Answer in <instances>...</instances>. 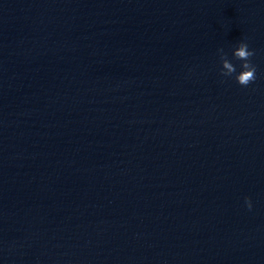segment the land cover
I'll return each mask as SVG.
<instances>
[{"label": "water", "instance_id": "obj_1", "mask_svg": "<svg viewBox=\"0 0 264 264\" xmlns=\"http://www.w3.org/2000/svg\"><path fill=\"white\" fill-rule=\"evenodd\" d=\"M0 264H264V0H0Z\"/></svg>", "mask_w": 264, "mask_h": 264}, {"label": "clouds", "instance_id": "obj_2", "mask_svg": "<svg viewBox=\"0 0 264 264\" xmlns=\"http://www.w3.org/2000/svg\"><path fill=\"white\" fill-rule=\"evenodd\" d=\"M218 53L221 64L219 72L224 77H232L241 85H248L256 79V65L251 60L254 49L249 46L247 39H239L232 48V57L239 61L238 65L222 49L218 50ZM245 202L249 208L252 207L250 197L246 196Z\"/></svg>", "mask_w": 264, "mask_h": 264}]
</instances>
